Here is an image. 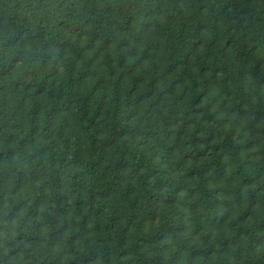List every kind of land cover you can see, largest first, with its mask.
Instances as JSON below:
<instances>
[{
  "label": "trees",
  "instance_id": "16d2710c",
  "mask_svg": "<svg viewBox=\"0 0 264 264\" xmlns=\"http://www.w3.org/2000/svg\"><path fill=\"white\" fill-rule=\"evenodd\" d=\"M0 264H264V0H0Z\"/></svg>",
  "mask_w": 264,
  "mask_h": 264
}]
</instances>
